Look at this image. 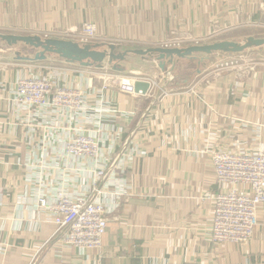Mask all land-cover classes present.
Segmentation results:
<instances>
[{
	"label": "crops",
	"instance_id": "obj_1",
	"mask_svg": "<svg viewBox=\"0 0 264 264\" xmlns=\"http://www.w3.org/2000/svg\"><path fill=\"white\" fill-rule=\"evenodd\" d=\"M82 21L95 23L99 35L123 42L117 44L119 51L157 46L179 35H202L211 29L248 30L226 39L242 40L264 36V0H0L3 33L64 32ZM251 27L262 32L254 34ZM255 51L261 52L255 75L209 70L215 55L225 54L214 53L203 63L193 59L194 68L183 69L182 75L180 65L190 59H179L173 81L164 78L159 83L169 92L166 96L159 88L135 97L110 89L109 100L128 113L115 122L122 131L126 154L122 175L128 195L109 215L101 249L80 256L75 248H64L53 239L34 264H264L263 211L259 210V224L246 245L215 243L210 235L213 206L202 199L217 190L211 159L204 151L206 140L224 145L250 141L254 124H264V52H245ZM17 52L34 51L24 44L0 41V243L9 244L7 254H0V264H29L36 247L54 230L43 215L34 217L29 202L22 207L16 204L25 191L20 180L23 169L16 161L28 152V137L24 128L12 124L18 114L12 92L18 76L39 71L34 63L16 58ZM139 58L130 55L122 66L144 75L166 74L154 58ZM46 60L68 69L61 81L71 84L95 69L54 55ZM47 62H37L45 67L43 74L49 72ZM191 87L196 94L188 91ZM237 120L246 121V126L239 128ZM207 131L216 136L206 137ZM262 135L264 139V129Z\"/></svg>",
	"mask_w": 264,
	"mask_h": 264
},
{
	"label": "built area",
	"instance_id": "obj_2",
	"mask_svg": "<svg viewBox=\"0 0 264 264\" xmlns=\"http://www.w3.org/2000/svg\"><path fill=\"white\" fill-rule=\"evenodd\" d=\"M214 30L204 37L166 41L158 46L180 47L209 43L219 35ZM42 37L69 39L84 43H114L97 35L94 24L84 22L69 31H47ZM250 63L240 69L234 62L221 63L220 70L237 69L241 74L253 71ZM18 76L13 101L17 117L12 124L24 128L28 137V152L16 161L23 169L20 177L25 191L17 196L16 204L29 202L34 217L53 224L50 237L37 246L29 264L51 240L58 239L65 248H75L80 256L89 250L101 249L109 215L128 195L121 129L115 122L128 113L115 107L108 98L110 89L130 95H142L134 89L135 81L149 83L145 94L159 88L160 94H169L159 86L158 77L141 73L120 75L109 67L82 78L75 84L63 82L67 70H50ZM92 71V70H91ZM68 72V71H67ZM166 74H168L166 72ZM255 75V74H253ZM98 81V82H96ZM97 83V84H95ZM190 92L196 94L194 87ZM152 96V95H151ZM238 127L246 121L237 120ZM240 122V123H239ZM264 124H254L250 141H236L224 145L221 141L206 140L204 151L211 159L217 190L203 195L213 206L211 239L215 243L246 245L259 224L258 214L264 213ZM216 133L207 131L206 137ZM0 204L2 197L0 196ZM9 244L0 243V254H7Z\"/></svg>",
	"mask_w": 264,
	"mask_h": 264
},
{
	"label": "water",
	"instance_id": "obj_3",
	"mask_svg": "<svg viewBox=\"0 0 264 264\" xmlns=\"http://www.w3.org/2000/svg\"><path fill=\"white\" fill-rule=\"evenodd\" d=\"M0 41L9 46L24 44L34 52L33 56L16 53L15 57L26 61H44L54 55L67 63H76L85 68L102 69L109 67L112 71L122 72V62L127 56L137 55L141 58H154L160 70L171 73L179 59L198 60L203 63L214 53L240 54L248 50L261 48L264 52V36H248L242 40H214L209 43L192 44L180 47L152 46L148 48H131L119 51L114 43H84L55 37H42L37 34H12L0 32ZM199 56V57H198ZM169 64L170 68L166 69ZM148 82L135 81L134 89L145 94Z\"/></svg>",
	"mask_w": 264,
	"mask_h": 264
},
{
	"label": "rangeland",
	"instance_id": "obj_4",
	"mask_svg": "<svg viewBox=\"0 0 264 264\" xmlns=\"http://www.w3.org/2000/svg\"><path fill=\"white\" fill-rule=\"evenodd\" d=\"M84 22H89V21H82L81 22V24L82 23H84ZM89 23H92V24H94L95 25V23H93V22H89ZM81 24L79 25V26H81ZM78 26V27H79ZM95 27H96V25H95ZM251 31L254 33V34H257V33H259L260 34V32H262V29L261 28H257V27H251ZM0 31H2L1 29H0ZM3 32V31H2ZM96 32H97V28H96ZM242 32H246V33H249V31L248 30H241V31H237V30H234V31H230L229 32V30H227V31H221V32H219L220 34L219 35H217V36H215V37H213L212 38V40L213 39H215V40H224V39H231V38H233V37H237V36H239ZM97 35L99 36V37H102V38H107V37H103V36H101V35H99L98 34V32H97ZM236 35V36H235ZM191 35H179V36H176V37H173V38H171V39H167V40H165L164 42H166V41H174V40H180V41H182V40H184L185 38H187V37H190ZM241 36V35H240ZM104 41H110L108 38L106 39V40H104ZM117 42V41H116ZM116 44H119V45H123V42H117ZM118 45V46H119ZM257 49H259V48H257ZM260 51H262L261 50V48H260ZM259 53H261V52H259V51H255V52H252V53H249V52H243V53H241V54H219V55H215L216 57H215V59H213L208 65H211V68L209 69V70H211V71H216V70H218V67H219V65L221 64V63H225V62H234L235 63V68H237V69H240L242 66H243V64L246 62V63H250L251 65H250V67H257V64L256 63H259V59L261 58V56L259 55ZM29 56H33V54L32 53H29L28 54ZM5 56V55H4ZM131 56H134L135 57V59L137 60V59H140L139 58V56H137V55H131ZM129 56H127V58H128ZM217 57H219L220 59L219 60H217V61H215L216 60V58ZM0 60H1V58H0ZM2 60H4V59H2ZM46 62H47V66H46V68L47 69H49V72H50V70L52 71L53 69L54 70H60V69H64V68H61L60 66H62V64L61 63H57V62H54L53 60H45ZM190 62H186V61H184V62H182L181 63V65H180V69H182V70H180L179 72L181 73L180 75H182V73H185L184 71H183V69H185V68H189V69H192V68H194V62L192 61V60H189ZM30 62H32V63H34V65H36V70L38 69V67H41V66H38V61L36 62V61H30ZM37 63V64H36ZM137 64H139V62L137 61L136 62ZM189 63V64H188ZM40 64H42V63H40ZM187 64V65H186ZM45 65H46V63H45ZM188 65H190V66H188ZM65 66V65H64ZM67 67H76V66H67ZM152 68H154V65L152 66ZM201 68H204V66L202 65V67ZM155 69V68H154ZM176 69H178V68H176ZM237 69H233V70H237ZM67 71H68V69H66ZM86 70H88V68L86 69ZM125 70L127 71L126 72V74L127 75H130L131 73H141L140 71H134V70H131V71H128V70H130V69H126L125 68ZM124 70V71H125ZM109 71L110 72H113V73H115V71H112L110 68H109ZM220 71H229V70H220ZM219 71V72H220ZM176 72H178V70L176 71ZM255 72H256V70L254 69L253 71H251V72H249L248 73V76H249V74H251V75H253V74H255ZM87 74H88V76H91L92 75V77H94V75L93 74H98V75H100L101 74V72L98 70H93L92 69V71L90 70V71H87ZM220 74V73H219ZM175 74L173 73V72H171V73H168V74H162V75H157L156 73L155 74H151V75H148V76H151V77H155V78H157L158 79V83H160V81L161 80H163L164 78H165V80H168L169 82H172L173 81V79L175 78V76H174ZM209 78V77H208ZM207 78V79H208ZM96 82H98V81H96ZM95 84H97V83H95Z\"/></svg>",
	"mask_w": 264,
	"mask_h": 264
},
{
	"label": "trees",
	"instance_id": "obj_5",
	"mask_svg": "<svg viewBox=\"0 0 264 264\" xmlns=\"http://www.w3.org/2000/svg\"><path fill=\"white\" fill-rule=\"evenodd\" d=\"M212 30H215V29H211L210 31H208L207 33H203L202 35H194L193 37H204L207 34H209L210 32H212Z\"/></svg>",
	"mask_w": 264,
	"mask_h": 264
}]
</instances>
